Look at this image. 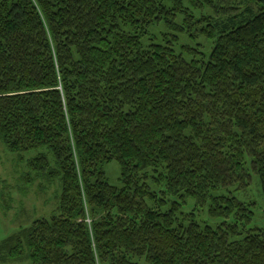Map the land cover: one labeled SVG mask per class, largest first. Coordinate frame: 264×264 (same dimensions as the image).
<instances>
[{
  "label": "trees",
  "instance_id": "1",
  "mask_svg": "<svg viewBox=\"0 0 264 264\" xmlns=\"http://www.w3.org/2000/svg\"><path fill=\"white\" fill-rule=\"evenodd\" d=\"M0 142L60 188L0 264H264V0H0Z\"/></svg>",
  "mask_w": 264,
  "mask_h": 264
},
{
  "label": "rangeland",
  "instance_id": "2",
  "mask_svg": "<svg viewBox=\"0 0 264 264\" xmlns=\"http://www.w3.org/2000/svg\"><path fill=\"white\" fill-rule=\"evenodd\" d=\"M164 32L162 26L151 29V35L155 37L154 41H162ZM205 45H207L206 49L210 46L208 43ZM35 154L36 152L30 151L19 158L8 152L0 142V240L36 218H49L56 214L60 188H57L56 182L49 185L41 179H35L33 174L29 173L27 161ZM103 170L111 185L121 186L120 167L117 161L112 160L104 164ZM26 176L30 177V181H26ZM237 196L246 202H254L252 226L264 227V197L258 175L252 174L249 189L238 193ZM192 209L193 202L189 200L183 211L187 213ZM206 215L205 212L203 216L206 218Z\"/></svg>",
  "mask_w": 264,
  "mask_h": 264
}]
</instances>
